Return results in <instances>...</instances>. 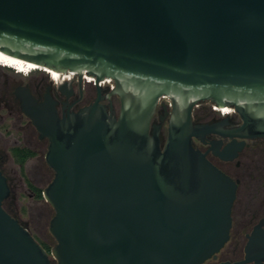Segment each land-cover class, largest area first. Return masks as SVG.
Listing matches in <instances>:
<instances>
[{"label": "water", "instance_id": "obj_1", "mask_svg": "<svg viewBox=\"0 0 264 264\" xmlns=\"http://www.w3.org/2000/svg\"><path fill=\"white\" fill-rule=\"evenodd\" d=\"M0 51L60 71L59 91L85 74L114 86L116 116L97 98L61 117L49 94H14L40 138L53 177L42 197L53 209L48 253L2 206L0 264H202L228 240L236 183L195 148L214 132L193 124L202 102L237 114L220 133L233 158L264 138V0H0ZM61 72L74 73L64 79ZM111 78L113 81L104 79ZM114 82V85H113ZM171 113L160 139L158 100ZM179 102H178V98ZM166 108V105H164ZM228 116V115H227ZM164 140V141H163ZM258 245L250 237L240 261Z\"/></svg>", "mask_w": 264, "mask_h": 264}, {"label": "flooded vegetation", "instance_id": "obj_2", "mask_svg": "<svg viewBox=\"0 0 264 264\" xmlns=\"http://www.w3.org/2000/svg\"><path fill=\"white\" fill-rule=\"evenodd\" d=\"M7 69L11 68L7 67ZM43 70L45 71V69ZM37 74H41V76ZM20 75L21 73L16 72L15 76ZM22 75V82L13 90L7 88L6 82H0V171L7 178L8 184L10 181L6 174H17L14 168L15 163L21 167L27 161L37 157L43 151L42 146L39 148V142H45L48 145L47 138L39 137L29 118L21 111L20 101L14 94L18 86L27 88L38 101H42L44 96L49 94L56 102L55 107L60 117L67 112H76L90 105L95 101L98 93L99 103L106 109L112 107L116 116L121 104L118 94L112 92L114 86L111 84L100 86L98 92L93 80L86 83L85 80L88 78L83 77V81L80 83L74 77L72 83L70 82L66 86L68 94H62L58 88V82L62 81L56 82L53 77L55 80L52 82L47 73L42 70H34L28 75ZM12 102L15 104L14 109H10ZM163 104L166 105V108ZM207 105L210 103L202 102L193 108L192 121L193 124L211 125L214 132L204 135L202 140L194 137L192 144L205 153L206 158L212 164L236 183V192L231 206V226L228 240L216 253L215 259L209 258L202 264H209L211 261L213 264L222 261H240L245 257V246L250 237L258 243L251 253L253 255L264 253V138L244 140L238 138L237 141L244 142L236 155L230 159L221 158L214 151H222L231 139L223 137L220 133L238 125L240 118L234 112L232 114L221 113L219 116L217 110L211 111ZM170 113V100L166 97L159 99L151 117L150 131L153 124H160L161 141L163 132L166 135ZM19 160H24V163L21 165ZM46 166L53 173L47 164ZM39 173L41 172H37V174ZM221 254L224 257H221ZM243 264H256V261L253 259ZM259 264H264V258L259 260Z\"/></svg>", "mask_w": 264, "mask_h": 264}, {"label": "rangeland", "instance_id": "obj_3", "mask_svg": "<svg viewBox=\"0 0 264 264\" xmlns=\"http://www.w3.org/2000/svg\"><path fill=\"white\" fill-rule=\"evenodd\" d=\"M43 72L47 73L50 80L54 82L55 79H52L49 70ZM15 75L16 72L13 69H7V67L0 64V82H6L9 90H13L15 86L22 82L23 75ZM37 75L41 76V74ZM85 81L87 83L91 80L86 79ZM207 106L209 110L215 111V108L211 104ZM14 107L15 104L12 102L10 109H14ZM38 145L39 148L43 147V151L37 157L27 161L21 167L15 163L14 168L17 174H6L10 181V193L4 200L3 207L9 214L24 223L30 233L50 249L55 241L48 231V226L54 211L44 199L40 200L37 197V190L42 191L47 186L53 177V173L44 162L47 143L39 142ZM39 171L41 173L37 174ZM221 257H224V255L221 254ZM209 264H213V262L211 261Z\"/></svg>", "mask_w": 264, "mask_h": 264}, {"label": "bare ground", "instance_id": "obj_4", "mask_svg": "<svg viewBox=\"0 0 264 264\" xmlns=\"http://www.w3.org/2000/svg\"><path fill=\"white\" fill-rule=\"evenodd\" d=\"M0 64L3 65V66H8V67H15V68L18 69L17 72H19L21 74H26V75H28L32 71L38 70V69L49 70L51 72L52 79L54 77L57 81H59V80L62 81V77L59 74L60 71H56V70L48 69V68H42V67H40L37 64L22 60V59H20L18 57L12 56V55H8V54H6V53H4L2 51H0ZM61 73H62L64 79H69L72 75H74V73H70V72H61ZM53 74H54V76H53ZM74 77H75V75H74ZM83 77L88 78L90 80H94V78L92 76L87 75V74H85ZM104 79L113 81L109 77H105ZM59 83L62 84V82H60V81H59ZM179 99H180V97L178 98V102H179ZM212 107H214L216 109V105L215 104H213Z\"/></svg>", "mask_w": 264, "mask_h": 264}, {"label": "trees", "instance_id": "obj_5", "mask_svg": "<svg viewBox=\"0 0 264 264\" xmlns=\"http://www.w3.org/2000/svg\"><path fill=\"white\" fill-rule=\"evenodd\" d=\"M38 70H42L44 71L43 69H38ZM26 157V156H25ZM19 163L22 165L24 163V160H19ZM37 197L42 200L43 197H42V191L40 190H37ZM5 209V208H4ZM6 210V209H5ZM11 215V214H10ZM33 235V234H32ZM34 236V235H33ZM34 238L45 248V250L49 253L50 252V249L47 247V245H45L43 242L39 241L35 236Z\"/></svg>", "mask_w": 264, "mask_h": 264}, {"label": "clouds", "instance_id": "obj_6", "mask_svg": "<svg viewBox=\"0 0 264 264\" xmlns=\"http://www.w3.org/2000/svg\"><path fill=\"white\" fill-rule=\"evenodd\" d=\"M6 67V66H5Z\"/></svg>", "mask_w": 264, "mask_h": 264}]
</instances>
